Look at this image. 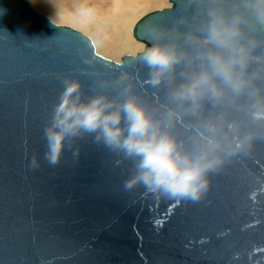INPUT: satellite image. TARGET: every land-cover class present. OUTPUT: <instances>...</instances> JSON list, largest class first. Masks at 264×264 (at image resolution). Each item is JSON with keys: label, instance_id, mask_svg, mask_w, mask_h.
<instances>
[{"label": "water", "instance_id": "95a60500", "mask_svg": "<svg viewBox=\"0 0 264 264\" xmlns=\"http://www.w3.org/2000/svg\"><path fill=\"white\" fill-rule=\"evenodd\" d=\"M168 1L132 26L144 47L158 29L183 32L199 11L196 0ZM142 50L107 58L27 0H0V264H264V201L251 198L264 184V123L242 112L233 115L255 133L250 147L209 172L196 201L125 188L137 159L95 134L74 139L58 165L44 160V128L66 78L80 81L84 99L116 96L122 80L150 108L165 102ZM191 123L172 128L185 143Z\"/></svg>", "mask_w": 264, "mask_h": 264}, {"label": "clouds", "instance_id": "9594fccd", "mask_svg": "<svg viewBox=\"0 0 264 264\" xmlns=\"http://www.w3.org/2000/svg\"><path fill=\"white\" fill-rule=\"evenodd\" d=\"M199 11L183 31L157 30L140 56L165 102L150 108L117 81L118 95L83 98L78 79L66 78L44 128V160L55 166L82 134L136 158L125 188L142 184L174 197L199 200L207 174L247 151L255 133L233 113L264 123V0H196ZM261 52L257 54V49ZM162 109V111H161ZM189 117L190 143L175 122ZM33 168L39 166L36 157Z\"/></svg>", "mask_w": 264, "mask_h": 264}, {"label": "rangeland", "instance_id": "374dc122", "mask_svg": "<svg viewBox=\"0 0 264 264\" xmlns=\"http://www.w3.org/2000/svg\"><path fill=\"white\" fill-rule=\"evenodd\" d=\"M53 21L71 26L90 36L96 52L119 61L123 54H135L143 44L131 34L132 24L143 14L169 6L168 0H27ZM141 4L140 10L131 14L132 7ZM74 17L77 23H70ZM99 41L109 48L101 47ZM124 44L128 47H124Z\"/></svg>", "mask_w": 264, "mask_h": 264}, {"label": "bare ground", "instance_id": "6f19581e", "mask_svg": "<svg viewBox=\"0 0 264 264\" xmlns=\"http://www.w3.org/2000/svg\"><path fill=\"white\" fill-rule=\"evenodd\" d=\"M169 2V1H168ZM170 4V3H169ZM141 4L139 5H136L134 7H132V10H131V14L129 16H126L125 20H128L130 17H132L134 14H136L140 8H141ZM144 15V14H143ZM140 18V17H139ZM68 22L74 24V23H77L76 19L74 17H68L67 20ZM135 23V22H134ZM134 23L132 24V26L134 25ZM132 34V32H131ZM133 37V36H132ZM134 38V37H133ZM139 42V41H138ZM101 47L103 48H109L110 46H108L105 42H102V41H99ZM142 43V42H141ZM143 44V43H142ZM124 47H128L126 44H124L123 48L122 49H125ZM143 47H144V44H143ZM143 49V48H142Z\"/></svg>", "mask_w": 264, "mask_h": 264}, {"label": "snow or ice", "instance_id": "6c2138e0", "mask_svg": "<svg viewBox=\"0 0 264 264\" xmlns=\"http://www.w3.org/2000/svg\"><path fill=\"white\" fill-rule=\"evenodd\" d=\"M251 198L253 200L260 199L264 201V184H261L257 187L256 191H251Z\"/></svg>", "mask_w": 264, "mask_h": 264}]
</instances>
